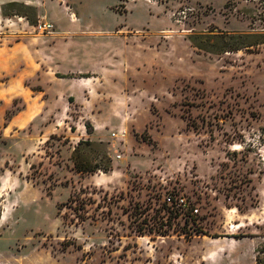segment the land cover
I'll use <instances>...</instances> for the list:
<instances>
[{"label":"rangeland","instance_id":"obj_1","mask_svg":"<svg viewBox=\"0 0 264 264\" xmlns=\"http://www.w3.org/2000/svg\"><path fill=\"white\" fill-rule=\"evenodd\" d=\"M15 2L54 27L33 42L71 60L62 71L82 73L53 84L44 111L13 128L19 100L0 115V264H255L264 44L211 54L191 41L212 51L253 44L241 37L264 34V0ZM26 24L0 13V44ZM81 141L92 145L80 146V166L100 158L106 172L76 171ZM167 197L181 212L171 226Z\"/></svg>","mask_w":264,"mask_h":264},{"label":"crops","instance_id":"obj_2","mask_svg":"<svg viewBox=\"0 0 264 264\" xmlns=\"http://www.w3.org/2000/svg\"><path fill=\"white\" fill-rule=\"evenodd\" d=\"M17 0H6L1 2L0 7L8 2H15ZM1 13V9H0ZM2 17V15H1ZM19 17V16H18ZM10 18V17H8ZM25 18V17H21ZM26 20V18H25ZM26 24L28 31L21 32L20 36H4L7 40L13 41L11 44H0V97L3 102H0V115L6 114L11 108L14 99L19 100L21 110L14 119L6 122V126L13 128L15 124L21 123L25 119H29L32 115L42 113L44 111L45 103L41 101L42 97H52L53 84L60 81H74L75 78L65 77L67 75H75L82 73L81 68L76 71H62L60 65L71 64V60L66 58L57 59L55 51L47 42L36 43L33 42L35 36L32 30L34 24ZM54 32L47 34L53 35ZM50 42L58 40L56 37L47 39ZM76 81H79L76 79ZM31 87L27 86V83ZM78 83V82H75ZM16 87L18 93H10V88ZM5 105L3 106V104ZM2 117V116H1Z\"/></svg>","mask_w":264,"mask_h":264},{"label":"trees","instance_id":"obj_3","mask_svg":"<svg viewBox=\"0 0 264 264\" xmlns=\"http://www.w3.org/2000/svg\"><path fill=\"white\" fill-rule=\"evenodd\" d=\"M1 15L3 17H13V16H19V17H25L26 20L30 23V24H34L35 21H30L28 16H27V11H32L34 12V9L32 7H29V6H26L25 4H22V3H18V2H8L6 4H3L1 7ZM223 37V39L225 38L224 36H221V38ZM215 39H217V37H214ZM241 38H243L244 40L247 39V40H251V39H258L257 41H254L253 44H243L242 46H237V47H226L225 49H220L219 51H212L211 48H206V47H203V46H200V44H198L197 42H193L191 41L192 45L196 48H198L199 50H202L204 52H207V53H211V54H221V53H232V52H236L238 50H241L243 48H249V47H252V46H255V45H259V44H264V34H246L244 36H242ZM263 40H262V39ZM229 39H235V37H229ZM246 41V40H245ZM84 144V145H92L91 142H88V141H81L78 143L77 147L73 150V153H72V161H73V164H74V167L76 169V171L78 172H95V171H103V172H106V170H108L110 168V165H109V161L106 160V165L103 167L100 162V158L99 160H97L96 163H94L93 166L89 167V168H84V167H81L80 166V163L79 161H77L76 159V156L79 152V148L80 146ZM173 205V209L171 210V212L169 211H166L164 210V213H163V216H166V222L165 224L167 226H171V220L173 218H176L180 215V209L179 207H176V202L175 201H172L171 203ZM174 214V216H172ZM169 223V224H168ZM202 233V232H200ZM236 238L238 236H235ZM255 264H264V256L261 257L260 255H264V246L263 247H260L258 249L255 250Z\"/></svg>","mask_w":264,"mask_h":264},{"label":"built area","instance_id":"obj_4","mask_svg":"<svg viewBox=\"0 0 264 264\" xmlns=\"http://www.w3.org/2000/svg\"><path fill=\"white\" fill-rule=\"evenodd\" d=\"M120 1H134V0H120ZM148 3H153V4H158V3H168L170 1H176V0H144ZM53 25L51 23L48 22H43V21H38L36 24H34V26H32V30L34 32V34H50L53 32ZM126 134L125 130H120L117 133H113L112 137L114 138H119V137H123ZM119 159V157H118ZM166 201L169 203H172L171 198L167 197ZM195 213H197V210H194Z\"/></svg>","mask_w":264,"mask_h":264}]
</instances>
